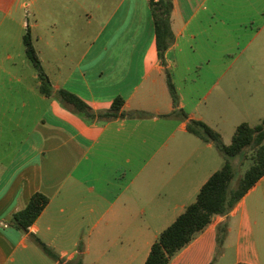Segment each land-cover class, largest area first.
Masks as SVG:
<instances>
[{"label": "crops", "instance_id": "crops-1", "mask_svg": "<svg viewBox=\"0 0 264 264\" xmlns=\"http://www.w3.org/2000/svg\"><path fill=\"white\" fill-rule=\"evenodd\" d=\"M228 1L172 0L174 42L163 65L149 0H41L32 11L30 28L46 48L35 50L53 90L74 93L95 112L108 110L120 96L124 113L151 117L86 123L42 95L37 74L32 75L35 89L27 91L36 117L30 127L28 116L17 122L8 119L14 146L0 156V264H57L29 235L65 261L80 256L83 264H145L159 234L195 201L223 164L212 143L186 128L193 119L218 131L199 110L211 88L183 120L172 114L166 72H175V49L187 31L209 39L219 24L229 30L226 18L217 16L226 11ZM30 6L20 3L18 8L26 11ZM40 29L44 36H38ZM222 75L230 77L228 71ZM215 89L213 101H230L229 85ZM176 92L177 109L183 111L186 102L178 88ZM21 106L29 102L24 99ZM5 107L0 114L4 120L8 110L17 111L16 104ZM213 115L220 117L214 108ZM17 130L20 137L14 138ZM36 192L49 199L36 221L27 232L9 226L7 217L25 208ZM221 223H227V236L217 253L216 228ZM168 264H264V176L227 215L214 216Z\"/></svg>", "mask_w": 264, "mask_h": 264}, {"label": "rangeland", "instance_id": "rangeland-1", "mask_svg": "<svg viewBox=\"0 0 264 264\" xmlns=\"http://www.w3.org/2000/svg\"><path fill=\"white\" fill-rule=\"evenodd\" d=\"M11 1L0 0V106L3 105L4 110L7 104H16L17 111L8 110L5 120L0 116V156L10 152L14 146L9 141L12 125L8 119L17 122L20 116H28L30 127L36 117L31 109L34 99L27 91V87L35 86L36 80L31 76L36 72L26 58L22 44L27 28L35 49L46 51L43 42L36 41V31L30 28L34 23L32 11L41 4V0H16L10 9ZM28 2L32 5L28 10L18 8L20 3ZM225 7L226 11L221 9L217 16L226 18L229 30H223L219 24L220 29L215 31V36L209 33L213 36L209 39L197 36L195 31H187L180 39L179 48L175 49L177 68L171 78L186 102L185 114L192 112L201 93L211 88L209 100L202 101L199 110L206 120L217 126L223 144L229 145L239 124L245 122L255 126L264 118V0H230ZM24 23L26 27H23ZM38 36H44L43 29ZM224 71L230 73L229 78L222 75ZM228 85L232 89L230 101H213L212 97L217 96L215 88ZM24 99L29 102L25 108L21 106ZM213 108L220 117L213 115ZM173 123L172 129L177 124ZM20 132H14V138H19ZM250 155L248 150L241 163L238 162L241 157L236 158L235 180L251 164ZM219 157L223 163L222 156Z\"/></svg>", "mask_w": 264, "mask_h": 264}, {"label": "trees", "instance_id": "trees-1", "mask_svg": "<svg viewBox=\"0 0 264 264\" xmlns=\"http://www.w3.org/2000/svg\"><path fill=\"white\" fill-rule=\"evenodd\" d=\"M149 8L154 24L157 56L164 65L166 51L174 42L171 29L172 0H149ZM25 56L36 71L39 81L38 90L47 98H54L69 112L79 116L86 123L105 122L116 118L144 119L151 117L145 112L124 113V99L116 97L106 111L95 112L74 93L59 89L54 91L48 75L45 73L41 60L33 45L30 30L27 28L22 38ZM166 81L174 111L183 120L187 115L178 110V95L171 76L166 72ZM187 131L204 142H210L223 158L222 166L215 171L200 188L195 201L165 228L151 245L145 264H168L171 258L188 245L200 233L214 216L227 215L239 200L264 176V118L255 126L248 123L239 124L229 145H224L219 133L199 120L189 119ZM250 150L251 164L235 180V162L238 156L241 163L246 152ZM235 182L233 185L232 183ZM49 199L40 192L34 193L22 210L11 213L7 224L19 231L27 232L45 209ZM227 236V223L216 228L217 253L221 251ZM29 239L36 244L51 261L57 264H83L81 257L65 261L54 250L34 235ZM81 250V247H79Z\"/></svg>", "mask_w": 264, "mask_h": 264}]
</instances>
